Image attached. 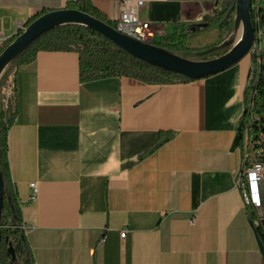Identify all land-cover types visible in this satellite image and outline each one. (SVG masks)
I'll use <instances>...</instances> for the list:
<instances>
[{"label": "crops", "instance_id": "0c3cea01", "mask_svg": "<svg viewBox=\"0 0 264 264\" xmlns=\"http://www.w3.org/2000/svg\"><path fill=\"white\" fill-rule=\"evenodd\" d=\"M70 1L0 0V47L19 25ZM87 1L117 19L120 0ZM143 1L156 41L173 32L187 33L193 49L219 41L203 24L223 0ZM250 70L247 55L187 82L80 81L72 50H40L13 67L6 156L34 263L264 264L251 225L264 226V216L257 211L254 223L236 186ZM161 133L172 136L148 151Z\"/></svg>", "mask_w": 264, "mask_h": 264}, {"label": "trees", "instance_id": "16d2710c", "mask_svg": "<svg viewBox=\"0 0 264 264\" xmlns=\"http://www.w3.org/2000/svg\"><path fill=\"white\" fill-rule=\"evenodd\" d=\"M254 1L252 0V2ZM66 8L81 11L111 26L113 25V22L108 20L87 0L70 1L67 3ZM46 12L42 11L33 16L28 24ZM234 18L235 0H223L218 9L204 19V30L214 28L218 30L219 41L217 43L204 48L193 49L187 47V33L173 32L155 41L154 45L185 58L207 60L218 57L226 53L234 41ZM251 21L255 33L260 29L264 30V3L256 9H251ZM19 33L17 32L4 47H0V53ZM40 50H72L77 52L80 81L116 76L130 77L149 84L192 81L180 74L167 71L130 55L89 27L79 24H66L43 34L10 62L0 77V91L8 78L10 70L13 67L33 62L36 53ZM207 50L210 51L204 55L198 54ZM249 57L251 77L244 90V107L237 126L238 145L241 143L245 121L251 116L257 117L251 125L250 134L255 141H258L259 160L264 164V48L261 51L250 50ZM12 84V91L15 93L14 79ZM10 99H7L5 103L0 93V169L4 181L3 216L0 225L2 231L0 264H35L33 253L23 229L17 193L10 181L8 171L6 136L16 116V111L11 109ZM171 136L172 133H161L158 141L148 151L160 146ZM246 210L251 218L257 215L254 208L246 206ZM254 230L258 240L264 247V226L259 222ZM9 247L14 249L15 259H12L11 254L7 251Z\"/></svg>", "mask_w": 264, "mask_h": 264}, {"label": "water", "instance_id": "95a60500", "mask_svg": "<svg viewBox=\"0 0 264 264\" xmlns=\"http://www.w3.org/2000/svg\"><path fill=\"white\" fill-rule=\"evenodd\" d=\"M251 9L252 0H235L234 34L241 31V35L237 37L226 53L207 60L185 58L170 53L154 44L140 42L119 33L111 25L75 9L63 8L46 12L24 26V29L14 40L2 50L0 53V77L10 62L43 34L58 26L79 24L100 33L130 55L149 64L180 74L190 80L202 79L230 68L249 55L255 39V30L251 21ZM209 51H203L198 54L204 55ZM238 140L239 135H237V144ZM3 195L4 181L0 169V225L3 216ZM251 225L255 229L254 224L251 223ZM1 237L0 226V241ZM257 243L264 259V247L258 238ZM7 251L11 254L12 259H15L14 249L9 247Z\"/></svg>", "mask_w": 264, "mask_h": 264}, {"label": "built area", "instance_id": "2783aa9c", "mask_svg": "<svg viewBox=\"0 0 264 264\" xmlns=\"http://www.w3.org/2000/svg\"><path fill=\"white\" fill-rule=\"evenodd\" d=\"M222 3V2H221ZM221 3H218L221 4ZM264 0H255L252 2V9H256ZM144 7L143 0H120L119 15L113 22L112 27L119 33L129 36L143 43L154 44L156 41L151 32V23L140 17V12ZM219 7V6H218ZM24 29V25H19L18 32ZM264 48V30L260 29L255 33V39L251 50L261 51ZM13 84L7 78L5 84L1 87V95L6 103L7 99L11 98L14 93L12 91ZM257 117H249L243 126V135L241 143L238 145L242 153L241 169L238 173L236 186L241 190L242 200L245 207L254 208L258 211V216L263 217L262 208L264 205L263 190H264V164L259 160L258 141H255L251 134V125ZM28 202H32L37 197V187L35 183L29 184ZM193 219L189 223H193ZM123 238L125 232H121ZM105 237L99 239V243H103Z\"/></svg>", "mask_w": 264, "mask_h": 264}, {"label": "rangeland", "instance_id": "374dc122", "mask_svg": "<svg viewBox=\"0 0 264 264\" xmlns=\"http://www.w3.org/2000/svg\"><path fill=\"white\" fill-rule=\"evenodd\" d=\"M218 6H220V4H219ZM216 9H218V7H217ZM216 9H215V10H216ZM215 10H213L212 14L215 12ZM212 14H211V15H212ZM237 37H238V33H235V34H234V41L237 39ZM234 41H233V42H234ZM245 57H246V56H245ZM245 57H244V58H245ZM244 58H243V59H244ZM243 59H242V60H243ZM8 79H10V78L8 77ZM253 221H254L255 224L258 223L257 215L253 217Z\"/></svg>", "mask_w": 264, "mask_h": 264}, {"label": "bare ground", "instance_id": "6f19581e", "mask_svg": "<svg viewBox=\"0 0 264 264\" xmlns=\"http://www.w3.org/2000/svg\"><path fill=\"white\" fill-rule=\"evenodd\" d=\"M240 35H241V31H238V37H240Z\"/></svg>", "mask_w": 264, "mask_h": 264}]
</instances>
